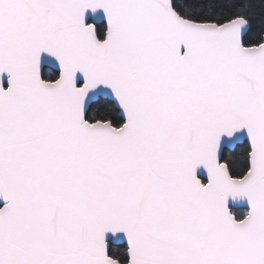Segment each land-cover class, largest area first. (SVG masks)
Here are the masks:
<instances>
[{
    "label": "snow or ice",
    "instance_id": "obj_1",
    "mask_svg": "<svg viewBox=\"0 0 264 264\" xmlns=\"http://www.w3.org/2000/svg\"><path fill=\"white\" fill-rule=\"evenodd\" d=\"M0 264H264V0H0Z\"/></svg>",
    "mask_w": 264,
    "mask_h": 264
},
{
    "label": "water",
    "instance_id": "obj_2",
    "mask_svg": "<svg viewBox=\"0 0 264 264\" xmlns=\"http://www.w3.org/2000/svg\"><path fill=\"white\" fill-rule=\"evenodd\" d=\"M0 206H2V205H0Z\"/></svg>",
    "mask_w": 264,
    "mask_h": 264
}]
</instances>
